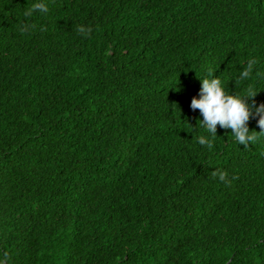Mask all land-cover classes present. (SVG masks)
<instances>
[{
	"label": "trees",
	"instance_id": "trees-1",
	"mask_svg": "<svg viewBox=\"0 0 264 264\" xmlns=\"http://www.w3.org/2000/svg\"><path fill=\"white\" fill-rule=\"evenodd\" d=\"M208 68L264 103V0H0V264H264V136L199 144Z\"/></svg>",
	"mask_w": 264,
	"mask_h": 264
},
{
	"label": "clouds",
	"instance_id": "clouds-1",
	"mask_svg": "<svg viewBox=\"0 0 264 264\" xmlns=\"http://www.w3.org/2000/svg\"><path fill=\"white\" fill-rule=\"evenodd\" d=\"M33 11L41 14L48 12L45 3L40 2L34 5ZM256 61L251 59L247 61L243 70L239 72L238 79L246 80L250 73L254 71ZM215 71L211 68L206 69L204 78L199 79L201 87L197 96H194L190 102L192 111L199 110L202 127L206 130L207 136L199 139V144L211 147L209 137L217 134V126L221 129H230L231 134L239 145L248 147L258 139L253 131L249 130L248 123L255 119L260 131L255 133L264 136V103L257 104L255 97L259 91L248 89L243 94H229L226 91L224 82L219 76H214ZM224 180V175L219 177Z\"/></svg>",
	"mask_w": 264,
	"mask_h": 264
}]
</instances>
